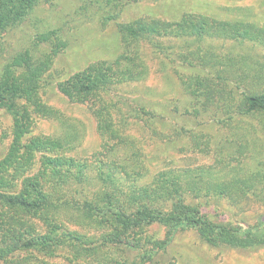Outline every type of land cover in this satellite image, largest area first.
I'll return each instance as SVG.
<instances>
[{
	"label": "trees",
	"instance_id": "1",
	"mask_svg": "<svg viewBox=\"0 0 264 264\" xmlns=\"http://www.w3.org/2000/svg\"><path fill=\"white\" fill-rule=\"evenodd\" d=\"M53 1L0 0V40L40 5ZM119 32L123 52L117 59L93 64L59 84L65 96L88 105L98 120L104 144L103 152H98L95 160L63 155L75 140L73 135L27 137L33 114L64 122L61 112L40 97L41 77L50 68L61 44L45 57L25 51L4 68L0 76V113L10 115L14 127L10 149L0 160V264H56L53 259L60 257L76 264H128L124 255L129 252H133L130 264H144L164 251L178 233L186 231L196 232L212 248H264V217L256 227L217 222L198 203L200 199L214 197L236 201L249 192L264 196V189L260 190L264 188V168L244 171V159L250 157L240 156L249 151L247 147L240 143L238 149L222 148L219 152L201 128L223 115L227 117L220 125L225 129L247 117L264 119V74L257 73L251 81L236 78L238 83L244 81V92L234 86L229 88L225 74H231L232 64L204 49L207 40L264 46V26L185 13L176 22L151 18L120 24ZM50 35L43 38L50 40ZM158 37L195 38V46H199L185 47L180 58L189 65H201L202 72L211 71L206 78L180 74L190 98L186 113L190 119L203 115L207 120L191 127L183 124L176 132L178 137H189L191 149L213 154L215 163L195 169L163 170L150 183L140 186L131 181V169L139 168V150L113 127L112 105L105 100V92L113 84L138 81L146 75L139 43ZM162 106L163 112L141 107L129 113L146 122L162 120L169 113L168 105ZM100 156L104 158L99 159ZM95 180L102 183L97 192L92 190ZM73 223L83 226V230L70 227ZM156 226L165 229L163 240L148 234ZM90 229L98 231V236H88ZM113 249L124 254L122 259L95 258ZM137 259L141 262L137 263Z\"/></svg>",
	"mask_w": 264,
	"mask_h": 264
},
{
	"label": "rangeland",
	"instance_id": "2",
	"mask_svg": "<svg viewBox=\"0 0 264 264\" xmlns=\"http://www.w3.org/2000/svg\"><path fill=\"white\" fill-rule=\"evenodd\" d=\"M185 13L205 14L225 21L244 20L264 26V0H55L36 8L0 40V76L5 67L25 51H30L35 57H45L53 53L57 44H61L50 68L41 77L40 97L47 105L61 112L64 122L33 114L27 137L73 135L75 140L65 148L63 155L95 160L94 156L103 152L104 144L98 120L88 105L65 96L59 84L93 64L117 59L123 52L120 24L151 18L176 22ZM47 33L51 34L50 40L43 38ZM194 39L158 37L142 40L139 53L145 63L146 75L138 81L113 84L105 92V100L112 105L113 127L121 132V137L129 138L139 150L136 159L139 168L135 166V170L131 169V181L134 180L140 186L150 183L163 170L195 169L215 163L213 154L191 149L189 137H178L176 132V128L183 124L191 127L197 123L204 124L207 120L203 115L199 119L192 116L190 119L186 113L190 98L180 78V74L205 78L211 74V71L202 72L201 65H189L191 63L180 58L185 47L192 49L199 46H195ZM207 41L204 49L211 50L227 63L230 61L233 66L229 67L231 74H225L230 81L229 88L234 86L244 92V81L254 80L259 72L264 74V46L251 43L245 46L228 40ZM190 42L194 45H188ZM238 77L244 81L236 82ZM261 86L264 88L262 82ZM162 105H168L169 110L161 117L162 120L146 122L145 119H135L129 113V110L141 107L155 113L163 112ZM224 117L227 116H218L211 124L201 127L212 147L220 152L222 148L238 149L243 143L249 151L240 158L250 157L244 159V171L263 169V117H247L226 129L220 125ZM13 127L12 117L1 112L0 160L7 155L12 144ZM88 174L95 179L94 173L89 171ZM101 184L97 180L93 181L92 190L99 191ZM198 203L202 211L217 222L233 225L246 223L256 227L261 217H264V196L254 192L236 201L214 197L200 199ZM69 226L83 230V226H76L75 223ZM90 230L88 236H98V231ZM148 234L155 240H163L166 231L156 226ZM122 255L113 249L105 250L95 258L105 261L112 257L122 259ZM124 256L128 264L133 261V252ZM52 262L76 264L64 257L53 259ZM144 264H264V248L250 251L212 248L196 232L186 231L178 233L164 251Z\"/></svg>",
	"mask_w": 264,
	"mask_h": 264
}]
</instances>
